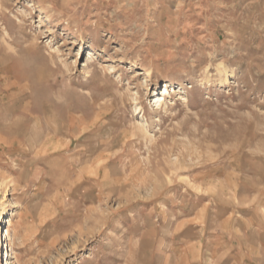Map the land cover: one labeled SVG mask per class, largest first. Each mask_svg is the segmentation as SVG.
<instances>
[{
	"label": "rangeland",
	"instance_id": "1",
	"mask_svg": "<svg viewBox=\"0 0 264 264\" xmlns=\"http://www.w3.org/2000/svg\"><path fill=\"white\" fill-rule=\"evenodd\" d=\"M0 137L3 264H264V0H0Z\"/></svg>",
	"mask_w": 264,
	"mask_h": 264
},
{
	"label": "bare ground",
	"instance_id": "2",
	"mask_svg": "<svg viewBox=\"0 0 264 264\" xmlns=\"http://www.w3.org/2000/svg\"><path fill=\"white\" fill-rule=\"evenodd\" d=\"M163 94H165V95H168V93H169V91H168V85L166 84L165 86H164V88H163V92H162ZM163 96H159L158 97V101H157V103H158V105L159 106H161V104L165 101V99L164 98H162ZM30 110V109H29ZM29 112V111H28ZM36 112V114H38V111L36 110L35 111ZM32 119V118H31ZM69 127H71V126H69ZM46 129V128H45ZM44 129V130H45ZM53 130L52 132L51 131H48V129L46 130V131H48L47 132V134L50 132V135H51V133L53 134H55V136L59 133L60 134V132L61 131H63V129L61 130L59 127H52V128H50L49 130ZM12 130V129H11ZM42 130V129H41ZM43 130V131H44ZM41 132V131H40ZM71 132V131H70ZM43 133V132H42ZM44 133H45V131H44ZM53 134V135H54ZM37 135V134H36ZM52 135V136H53ZM47 136V135H46ZM6 140V138L5 137H0V142H3V141H5ZM52 140V139H51ZM49 141V140H48ZM52 141H55V140H52ZM52 144H55V142L54 143H52ZM52 146V145H51ZM49 148V147H48ZM46 150V149H45ZM5 216H6V209H4V210H2L1 212H0V252L1 253H3L2 251H3V249H4V247H5V243H4V221L6 222V219H5ZM5 256L7 257V259L6 260H4V255L2 254L1 255V259H0V262L3 264L4 262H8L9 261V256H8V252H6L5 253Z\"/></svg>",
	"mask_w": 264,
	"mask_h": 264
},
{
	"label": "crops",
	"instance_id": "3",
	"mask_svg": "<svg viewBox=\"0 0 264 264\" xmlns=\"http://www.w3.org/2000/svg\"><path fill=\"white\" fill-rule=\"evenodd\" d=\"M255 235L257 237V235H258V231L257 230H255ZM258 240H259V248H260L259 250H261L262 247L264 246V233H262L261 237L258 238Z\"/></svg>",
	"mask_w": 264,
	"mask_h": 264
}]
</instances>
